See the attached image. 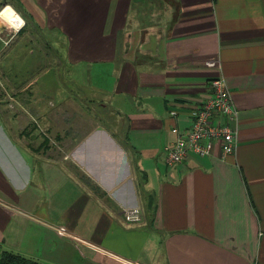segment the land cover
<instances>
[{
  "label": "crops",
  "instance_id": "obj_1",
  "mask_svg": "<svg viewBox=\"0 0 264 264\" xmlns=\"http://www.w3.org/2000/svg\"><path fill=\"white\" fill-rule=\"evenodd\" d=\"M219 77L237 151L166 166ZM260 232L264 0H0V259L264 264Z\"/></svg>",
  "mask_w": 264,
  "mask_h": 264
},
{
  "label": "built area",
  "instance_id": "obj_2",
  "mask_svg": "<svg viewBox=\"0 0 264 264\" xmlns=\"http://www.w3.org/2000/svg\"><path fill=\"white\" fill-rule=\"evenodd\" d=\"M14 29H21L23 25ZM211 96L200 106L190 111L191 125L187 130L173 129L177 140L164 148L163 160L166 166L174 167L182 164L190 154L199 158H207L219 148L223 157L234 155L239 145V111L233 101L232 93L223 78H215L210 82ZM177 115V112H172ZM125 221L140 223L142 209L125 210ZM264 240V233L260 232Z\"/></svg>",
  "mask_w": 264,
  "mask_h": 264
},
{
  "label": "trees",
  "instance_id": "obj_3",
  "mask_svg": "<svg viewBox=\"0 0 264 264\" xmlns=\"http://www.w3.org/2000/svg\"><path fill=\"white\" fill-rule=\"evenodd\" d=\"M0 264H36L30 260L12 253H5L0 259Z\"/></svg>",
  "mask_w": 264,
  "mask_h": 264
},
{
  "label": "rangeland",
  "instance_id": "obj_4",
  "mask_svg": "<svg viewBox=\"0 0 264 264\" xmlns=\"http://www.w3.org/2000/svg\"><path fill=\"white\" fill-rule=\"evenodd\" d=\"M2 14V13H1ZM2 17V16H1ZM37 58V56H27V58L25 60H22L21 57L17 58V62L15 63V70L16 68H19V66L21 65V70H24V68L29 65V66H32L35 59ZM19 71V69H17ZM20 73H22L23 71H19ZM30 73H24V74H21L17 80H20L22 78H25L27 76H30L29 75Z\"/></svg>",
  "mask_w": 264,
  "mask_h": 264
},
{
  "label": "bare ground",
  "instance_id": "obj_5",
  "mask_svg": "<svg viewBox=\"0 0 264 264\" xmlns=\"http://www.w3.org/2000/svg\"><path fill=\"white\" fill-rule=\"evenodd\" d=\"M1 16L9 21L12 25L17 27L19 24H17V21L19 20L18 18L15 17V12L13 11L12 8L7 7L5 10H3Z\"/></svg>",
  "mask_w": 264,
  "mask_h": 264
}]
</instances>
